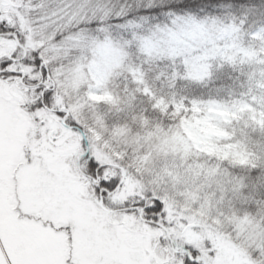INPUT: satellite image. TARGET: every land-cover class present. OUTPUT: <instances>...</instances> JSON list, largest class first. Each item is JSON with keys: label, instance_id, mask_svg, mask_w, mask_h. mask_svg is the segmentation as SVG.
<instances>
[{"label": "snow or ice", "instance_id": "snow-or-ice-1", "mask_svg": "<svg viewBox=\"0 0 264 264\" xmlns=\"http://www.w3.org/2000/svg\"><path fill=\"white\" fill-rule=\"evenodd\" d=\"M224 3L239 15L216 24ZM233 33L264 60V0H0V264H264V219L251 211L260 200L233 199L250 184L264 192V127L242 117L241 130L257 143L246 167L214 157L182 166L122 143L119 122L95 115L110 105L89 99L107 92L115 103L130 93L134 106L144 97L146 120L150 111L163 119L179 108L169 125L191 116L193 105L232 107L176 99L175 90L211 82L221 57L235 71L240 57L227 53ZM153 64L169 81L170 103L161 105L152 89L157 77L145 69ZM193 65L205 74L194 76ZM113 71L123 81L115 92ZM81 72L87 83L74 90ZM250 87L242 103L264 112V101L251 100L261 90ZM135 181L143 187L129 192ZM174 187L183 208L165 198ZM189 228L202 240L184 236Z\"/></svg>", "mask_w": 264, "mask_h": 264}, {"label": "trees", "instance_id": "trees-1", "mask_svg": "<svg viewBox=\"0 0 264 264\" xmlns=\"http://www.w3.org/2000/svg\"><path fill=\"white\" fill-rule=\"evenodd\" d=\"M114 2H117V0H114ZM221 12L222 15L217 17L215 22L216 24L226 22L227 19L230 18V13H234L237 16L239 15V10L230 6V3H224L221 6ZM230 38L231 41L234 42L231 54H236L240 57L237 61L235 71L226 64H223V57H221L214 63L211 82H207L203 86H194L187 83L183 84L175 90L176 99H179L180 96H196L197 98H203L204 100L212 99L214 101L233 102L232 107H228L224 103H220L227 110L228 115H231L232 118H234L229 125L230 133L234 135L236 143L254 156L252 149L257 146V143L253 140L251 133L246 135L245 131L241 130V126L247 124V120H242V117L245 114H248V118L253 121L257 127H264V112H259L252 109L249 104L242 103L245 99H247V97L242 96L241 93L252 92L253 88L250 87V85L254 83L255 88L261 90V94L253 95L251 100L255 101L257 104L264 101V83H261V81L264 80V61L258 60V56L251 53V43H247V46H245L246 41L243 33H233ZM145 70L149 73L150 79L153 76L157 77L155 81H152V89L155 94L158 97L163 96V98L167 101L172 100V91L169 87V81L167 79L160 80L157 76V73H161V68H157L153 64L151 66H146ZM166 71L167 68H164L163 72ZM191 72L194 76H200L205 74V69L202 66L193 65ZM229 77H231V79H229ZM241 84H244L245 86L241 87ZM111 85L113 86L114 92L118 91L122 87L123 81L120 78V73L118 71L112 72ZM130 95V93L129 95H125L121 92L119 97L116 98L117 103L115 105H110L109 107H104L102 105L98 108L95 112L97 120H99L101 124H103L105 119L108 120L109 124H112L113 121H118L120 131H125V133L132 138L135 137L134 140H137L138 143L145 139L146 142L151 141V144L149 145L151 148L150 155L155 153V159H164L166 157L176 159L178 157L181 165L183 166L189 161L195 163L196 160L201 159L202 157H207L196 153L178 155L171 151H153V149L157 147V142L164 140V138H167L173 133H181L179 124H168V121L174 120L176 116L173 114L162 119L155 112L150 111V118L146 120L144 118L143 110L150 108V101L144 97L138 96L136 97L135 105L133 106ZM236 105L239 106L236 107ZM233 121H240V123L234 126L232 123ZM53 125L56 126L54 121L50 120V126L53 127ZM103 130H106V133L111 136V132L108 127H104ZM259 136L260 134L258 133L257 139H259ZM139 145L141 144L139 143ZM151 162L152 161H149V163ZM108 163H111V161H108ZM231 165L238 166L236 164ZM246 166L248 165L239 167L243 168ZM157 186L159 187V185ZM128 187L129 192H131L135 188L143 187V185L140 182L135 181L130 182ZM247 188L248 191L246 195L239 191L233 194L234 203L237 205H243L254 203L257 199L260 200V207L258 209L253 208L251 211L255 212L264 219V192H258L256 186L251 184L248 185ZM201 190H204L203 184L201 185ZM181 195L182 193L179 189L174 187L171 195L169 196L166 193L165 198L171 200L173 203H180V206L183 208L185 207V204L177 199V197ZM213 207L215 208V205H213ZM237 211H239V208Z\"/></svg>", "mask_w": 264, "mask_h": 264}, {"label": "rangeland", "instance_id": "rangeland-1", "mask_svg": "<svg viewBox=\"0 0 264 264\" xmlns=\"http://www.w3.org/2000/svg\"><path fill=\"white\" fill-rule=\"evenodd\" d=\"M48 7H55V4L50 2ZM7 47L11 48L12 45H7ZM232 50V47H230L227 49V53L231 54ZM250 51L253 55H259V53L254 50V46L252 44ZM261 51H264V49H261ZM111 75L112 72L109 73V76ZM104 79L105 82H107L108 77H105ZM84 83H87V77H85L84 73L81 72L73 81L72 86L75 90V88ZM8 91L9 89L5 87V95H7ZM12 94L16 95L15 92ZM89 99L97 103L104 101L105 104L109 105H115L117 103V99L115 100V103H113V96L107 92L100 96L91 95ZM165 101L167 100H161L160 104L164 105ZM171 101L172 100L167 102L170 103ZM162 111H167L166 107H164ZM179 112L180 109L178 108L174 116H178ZM233 119L234 118H232L231 115H228L227 110L220 103L193 105L191 109V116L186 118L181 117L179 120L178 124L180 126L181 133H173L167 138H164V140L157 142V147L154 148L153 151H171L178 155L196 153L211 158L214 157L219 161H227L238 166L250 165L253 163V155L236 143L234 135L230 133L229 125ZM52 129L55 131L56 126L53 125ZM104 132L106 133V130ZM119 138L122 143L128 145L129 147L138 145L137 150H139V147H144L146 149L150 148L149 145L151 144V141L146 142L145 139L143 140V144L139 145L137 140H134L135 137L132 138L127 135L125 131H120ZM103 159L105 163L110 161L107 156H104ZM260 218L263 219L262 217ZM253 219H255V217H253ZM249 224H251V221H249ZM224 227L226 228L227 225H224ZM183 235L193 242H199L202 240V237L191 232L190 228L185 229ZM218 243L226 253L233 252V248L230 243H226L219 238Z\"/></svg>", "mask_w": 264, "mask_h": 264}]
</instances>
